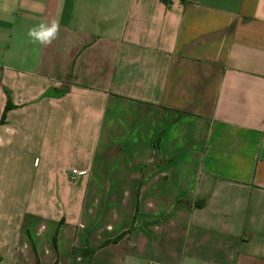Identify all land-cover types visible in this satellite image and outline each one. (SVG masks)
Returning <instances> with one entry per match:
<instances>
[{
    "label": "crops",
    "instance_id": "crops-1",
    "mask_svg": "<svg viewBox=\"0 0 264 264\" xmlns=\"http://www.w3.org/2000/svg\"><path fill=\"white\" fill-rule=\"evenodd\" d=\"M0 258L264 264V0H0Z\"/></svg>",
    "mask_w": 264,
    "mask_h": 264
},
{
    "label": "clouds",
    "instance_id": "clouds-1",
    "mask_svg": "<svg viewBox=\"0 0 264 264\" xmlns=\"http://www.w3.org/2000/svg\"><path fill=\"white\" fill-rule=\"evenodd\" d=\"M59 31V24L57 21H52L50 24L41 22L40 24L29 29L28 36L40 44H50Z\"/></svg>",
    "mask_w": 264,
    "mask_h": 264
},
{
    "label": "trees",
    "instance_id": "trees-1",
    "mask_svg": "<svg viewBox=\"0 0 264 264\" xmlns=\"http://www.w3.org/2000/svg\"><path fill=\"white\" fill-rule=\"evenodd\" d=\"M64 92V90H61L60 91V93H63ZM12 107H14L10 102H8L7 103V105L5 106V110L4 111H6V110H8V109H10V108H12ZM4 117V112L2 113V115H1V117ZM4 118H2V120H3ZM132 228L133 227H131V228H129L127 231H125V232H123V233H121L120 235H118L117 237H115V238H113V239H111V240H107V241H105V242H103V246L104 245H107V244H109V243H116L118 240H120L125 234H127V233H129L131 230H132ZM87 249H90V252H91V254L93 253V251L95 250L94 248H87ZM84 250H86V249H84ZM72 252H73V254H75V253H81L82 252V249L81 250H77L76 248H73V250H72ZM0 260H1V258H0Z\"/></svg>",
    "mask_w": 264,
    "mask_h": 264
}]
</instances>
